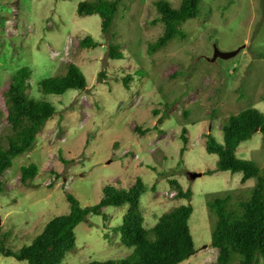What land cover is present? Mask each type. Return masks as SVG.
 <instances>
[{
    "label": "rangeland",
    "instance_id": "1",
    "mask_svg": "<svg viewBox=\"0 0 264 264\" xmlns=\"http://www.w3.org/2000/svg\"><path fill=\"white\" fill-rule=\"evenodd\" d=\"M84 1L93 0H0V137L8 126L3 92L18 69L31 73L29 96L55 107L32 149L1 177L7 189L0 192V241L13 252L29 246L50 220L70 212L66 194L80 207H91L102 199L104 187L126 190L138 177L145 185L140 206L146 228L173 207L190 205L196 252L180 264H214L217 252L209 246L214 216L206 201L228 191L247 199L256 180L241 184V173L229 172L193 180L190 175L215 170L217 156L205 151L206 134L221 143V125L229 115L248 107L264 111V59L259 58L264 0H201L196 18L179 27L184 37L154 53L148 45L162 34L158 0H122L107 33L98 15H77ZM86 36L99 45L82 48ZM109 46L122 59H111ZM215 50L239 52L211 62ZM68 64L83 73L86 89L39 93V82L63 75ZM125 78H130L127 87ZM183 128L187 145L180 155ZM260 144L255 133L237 147L236 157L255 163L264 176ZM30 164L36 177L22 184L20 169ZM169 180L190 189V200L173 198ZM126 210L127 205L107 207L104 217L87 216L74 229L75 247L61 264L124 259L131 250L115 229ZM0 264L27 263L0 255Z\"/></svg>",
    "mask_w": 264,
    "mask_h": 264
},
{
    "label": "trees",
    "instance_id": "2",
    "mask_svg": "<svg viewBox=\"0 0 264 264\" xmlns=\"http://www.w3.org/2000/svg\"><path fill=\"white\" fill-rule=\"evenodd\" d=\"M122 0H93L80 2L76 13L79 17L98 15L100 29L107 33ZM201 0H180L177 7L167 1L154 3L162 24V34L148 45V52L154 53L168 46L176 36L184 37L179 29L186 21L195 19L199 13ZM79 45L82 48H95L99 44L86 36ZM111 59H122L115 46L108 47ZM264 59V53L259 54ZM31 73L27 67L18 69L9 80L7 90L3 92L6 107V133L0 137V192L5 185L2 175L11 167L12 161L30 151L36 136L44 124L55 114V107L45 101L37 100L28 94ZM130 78L123 79L124 87ZM39 93L47 95H63L69 90L83 91L87 87L86 79L74 64L66 66L63 75L44 79L38 84ZM42 98V97H41ZM264 104V94L262 96ZM162 123V120H158ZM222 142L219 143L210 134L205 137V151L216 155L214 171H206L203 175L216 172L241 173L240 183L255 179V185L247 199L235 198L233 192L214 194L206 201L209 214L214 216L211 226L209 246L216 250L214 264H257L264 260V176L259 168L249 160L236 157L237 147L248 141L255 133L261 135V149L264 153V111L248 107L236 114L229 115L221 125ZM186 129H182L181 141L184 152L187 139ZM37 168L30 164L20 169V182L26 184L36 177ZM169 188L175 193L173 198L190 200V189L184 190L176 180L168 181ZM154 189L153 187H151ZM7 189V188H6ZM103 197L98 204L91 207H80L78 201L66 194L70 212L50 220L29 246L16 252L4 248L0 241V255L11 257L27 264H61L65 256L75 247L74 229L85 222L87 216H103L107 207L127 205L122 223L115 230L119 233L122 245L131 252L122 260L89 264H180L195 254L194 243L188 220L193 212L190 205H179L157 217L152 227L146 228L145 219L140 206V197L145 192V185L140 178L124 189L104 187Z\"/></svg>",
    "mask_w": 264,
    "mask_h": 264
},
{
    "label": "water",
    "instance_id": "3",
    "mask_svg": "<svg viewBox=\"0 0 264 264\" xmlns=\"http://www.w3.org/2000/svg\"><path fill=\"white\" fill-rule=\"evenodd\" d=\"M238 52H239V50H235L233 52H228V53H223V52H220L218 50H215L214 55L211 59V62L215 61L216 58H221L224 60L229 59L231 57H234ZM200 176H202V174H191L190 179L193 180V179L200 177Z\"/></svg>",
    "mask_w": 264,
    "mask_h": 264
}]
</instances>
